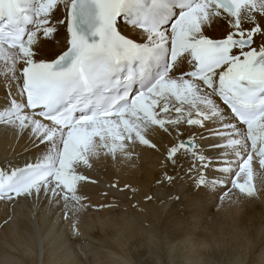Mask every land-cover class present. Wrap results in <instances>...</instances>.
I'll return each mask as SVG.
<instances>
[{
    "label": "snow or ice",
    "instance_id": "1",
    "mask_svg": "<svg viewBox=\"0 0 264 264\" xmlns=\"http://www.w3.org/2000/svg\"><path fill=\"white\" fill-rule=\"evenodd\" d=\"M217 23L226 25L222 38L210 36ZM61 28L64 48L42 55ZM5 51L12 71L4 80L18 91L0 119L30 132L46 155L10 174L0 169V199L43 195L83 207L77 186L89 177L81 164L131 155L137 141L158 150L150 127L170 134L185 120L222 125L215 135L227 139L229 159L193 150L194 139L170 145L167 159L217 165L234 173L238 192L228 199L257 197L251 161L255 154L264 166V0H0Z\"/></svg>",
    "mask_w": 264,
    "mask_h": 264
},
{
    "label": "bare ground",
    "instance_id": "2",
    "mask_svg": "<svg viewBox=\"0 0 264 264\" xmlns=\"http://www.w3.org/2000/svg\"><path fill=\"white\" fill-rule=\"evenodd\" d=\"M63 12L61 4L58 15ZM225 28L217 23L209 29L210 36L222 38ZM65 39L61 28L56 39L43 46L42 55L62 50ZM11 56V51L0 53V113L11 110L10 101L18 91L4 80L12 71ZM206 123L208 128L190 126L185 120L170 134L153 125L147 138L158 150L137 141L129 148L131 155L101 154L91 159V168L81 164L78 171L89 177L77 186L83 207L78 210L75 201L61 197L59 210L40 211V226L34 219L36 198L0 199V264H138L129 252L130 242L132 247H148L150 254L151 246H161L169 257L173 254L189 264H264V166L259 159L251 161L255 199L242 195L228 199L238 192L231 183L234 173H222L217 165L205 169L188 157L175 165L167 159L168 147L183 138L194 139L193 150L229 159L227 139L212 135L222 125ZM225 136L233 138L229 132ZM44 155L45 145L30 132L21 135L0 119V169L10 174L41 162ZM201 177L207 183L198 187ZM244 179L242 174L240 182ZM37 200L55 202L43 195ZM58 216L72 231L71 241L60 233L61 226H55ZM158 255L156 262L162 264ZM169 263L174 264L173 259Z\"/></svg>",
    "mask_w": 264,
    "mask_h": 264
},
{
    "label": "rangeland",
    "instance_id": "3",
    "mask_svg": "<svg viewBox=\"0 0 264 264\" xmlns=\"http://www.w3.org/2000/svg\"><path fill=\"white\" fill-rule=\"evenodd\" d=\"M212 135H215V134L212 133ZM215 158H221V157H215ZM54 201L55 202H53V203L46 202V204H48V205H46L45 203L42 204V202H39L37 199L34 200L33 206L36 205V203L38 202V206H37L36 211H35V212H37V214L34 213V215L36 214V216L34 217V219H35V225L37 224L38 226H40V224H39L40 222L38 220H41L40 219V217L42 215L40 213L41 210H42V212L44 214L45 213L47 214L48 209H49V213H51V210H53V209H58L59 210V206L60 205H58V200H54ZM76 207L78 208V210L81 208V206L79 204H76ZM63 217H65V216L63 215ZM63 217L62 216H58L57 217L58 219H57V221H55V226H61L62 229H64V231L60 230V233L65 238H68V241H71L72 240L71 238L73 236L72 233H71L72 231L69 229L68 224H67L66 220H64ZM176 243H177V241H175L174 243L172 242L173 245H175ZM132 244H133L132 242L129 243V245H130L129 252L131 253L132 258L134 259V262L136 261L135 263H138V264H158L156 262L155 255L156 254L157 255L159 254L158 256L160 257L162 264H170L169 263V260L170 259H173V263L174 264H189L188 262H186V261H184L182 259H179V258L174 257L173 254H171L170 257H169V255L167 254V252L165 251V249H162L163 247H161V246L159 248H156V247L151 246L152 254H150V253H148L149 252L148 247L139 248L140 246H136L135 245L136 247L134 246L135 247L134 248V247L131 246ZM216 264H218V263H216Z\"/></svg>",
    "mask_w": 264,
    "mask_h": 264
}]
</instances>
